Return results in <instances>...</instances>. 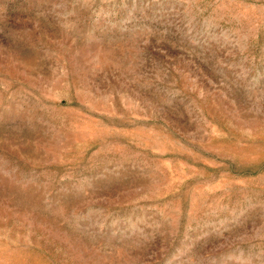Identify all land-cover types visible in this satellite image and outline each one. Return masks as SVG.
<instances>
[{
  "label": "rangeland",
  "instance_id": "1",
  "mask_svg": "<svg viewBox=\"0 0 264 264\" xmlns=\"http://www.w3.org/2000/svg\"><path fill=\"white\" fill-rule=\"evenodd\" d=\"M0 264H264V0H0Z\"/></svg>",
  "mask_w": 264,
  "mask_h": 264
}]
</instances>
